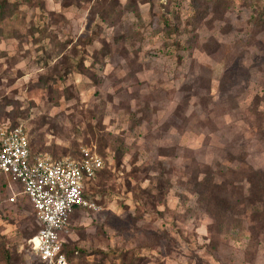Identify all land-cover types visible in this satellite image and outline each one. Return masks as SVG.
<instances>
[{"label": "rangeland", "instance_id": "374dc122", "mask_svg": "<svg viewBox=\"0 0 264 264\" xmlns=\"http://www.w3.org/2000/svg\"><path fill=\"white\" fill-rule=\"evenodd\" d=\"M0 122L32 153L103 166L67 264H264V0H0ZM0 179V264H40ZM18 186H13L16 188Z\"/></svg>", "mask_w": 264, "mask_h": 264}, {"label": "built area", "instance_id": "2783aa9c", "mask_svg": "<svg viewBox=\"0 0 264 264\" xmlns=\"http://www.w3.org/2000/svg\"><path fill=\"white\" fill-rule=\"evenodd\" d=\"M102 166V157L91 147L62 159L32 153L22 125L0 122V177L8 182L9 201L20 192L31 203L38 229L29 244L38 262L67 264L62 233L75 208L95 207L85 195V183Z\"/></svg>", "mask_w": 264, "mask_h": 264}, {"label": "trees", "instance_id": "16d2710c", "mask_svg": "<svg viewBox=\"0 0 264 264\" xmlns=\"http://www.w3.org/2000/svg\"><path fill=\"white\" fill-rule=\"evenodd\" d=\"M11 124L17 125L13 123ZM29 146H30V142H29ZM0 179H2V177H0ZM247 180L250 186V196H249L247 203L251 205L253 219L255 221H258L256 225H258L260 228H263L264 230V174L262 173L257 174L251 171V173L247 177ZM62 249L65 252L67 261H68L69 256L67 255V252L65 251L64 246L62 247Z\"/></svg>", "mask_w": 264, "mask_h": 264}, {"label": "crops", "instance_id": "0c3cea01", "mask_svg": "<svg viewBox=\"0 0 264 264\" xmlns=\"http://www.w3.org/2000/svg\"><path fill=\"white\" fill-rule=\"evenodd\" d=\"M78 208H79V207H78ZM76 209H77V208H75V210H76ZM75 210H74V211H75ZM74 211H73V212H74ZM73 212H72V213H73Z\"/></svg>", "mask_w": 264, "mask_h": 264}]
</instances>
